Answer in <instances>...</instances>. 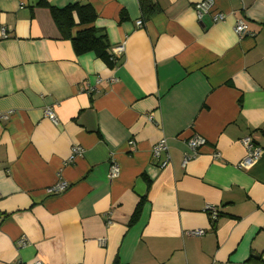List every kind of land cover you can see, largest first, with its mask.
I'll use <instances>...</instances> for the list:
<instances>
[{
  "label": "crops",
  "instance_id": "obj_1",
  "mask_svg": "<svg viewBox=\"0 0 264 264\" xmlns=\"http://www.w3.org/2000/svg\"><path fill=\"white\" fill-rule=\"evenodd\" d=\"M202 1L150 0L144 19L139 0H0V264H264V0H213L221 22ZM76 2L124 46L113 69L46 6ZM244 137L262 150L249 168Z\"/></svg>",
  "mask_w": 264,
  "mask_h": 264
},
{
  "label": "trees",
  "instance_id": "obj_2",
  "mask_svg": "<svg viewBox=\"0 0 264 264\" xmlns=\"http://www.w3.org/2000/svg\"><path fill=\"white\" fill-rule=\"evenodd\" d=\"M46 6L50 9L52 17L58 26L61 34L70 39L73 50L76 55L93 53L96 58L103 61L108 68L113 69L116 61L111 53L107 35L104 31L92 26L96 19V14L89 4H80L78 2L69 4L61 9L52 6ZM140 10L144 19H149L158 12V8L150 0H139ZM81 26L75 36L71 37L73 28ZM140 204L137 206L131 222L136 218L139 212Z\"/></svg>",
  "mask_w": 264,
  "mask_h": 264
},
{
  "label": "built area",
  "instance_id": "obj_3",
  "mask_svg": "<svg viewBox=\"0 0 264 264\" xmlns=\"http://www.w3.org/2000/svg\"><path fill=\"white\" fill-rule=\"evenodd\" d=\"M213 6V0H204L201 3L197 4L195 6L198 18H202L203 15H209L213 22H221L225 19V16L221 13H212L211 8ZM141 23L138 22L137 25L139 26ZM234 32L238 36L243 35H249L250 32L248 30V26L243 21H238L237 24L234 27ZM0 36L2 38H7L8 34L5 31V28H0ZM123 45H119L118 47H115L111 50L112 55H119L123 51ZM44 115L49 118L53 123L56 122V117L51 108H46L44 110ZM204 140L201 138H193L188 141V147L190 149L189 153H185L182 160V167H185V165L192 159H194L198 153L199 149L202 145H204ZM242 145L245 148L246 154L243 157V159L239 163V167L241 168H249L251 167L261 156L262 150L259 147H255L253 143L251 142L250 137H244L241 140ZM168 151V147L166 144V141L164 139L159 140L152 148V159L157 160L162 153L165 154V161H163L160 164V167H164L168 163V155L166 156V153ZM82 150L78 146H73L70 150V155L67 159V163L73 162L77 157L80 156ZM119 172L118 166L113 163L110 170V177L114 178L117 176ZM67 184L64 182L57 183L55 187H52L48 190L49 193H55L59 191H63L67 188ZM208 212H210V216L213 220L217 217V211L215 208L208 207ZM204 231L202 230H196L192 231L189 234L194 236H201L203 235ZM34 264H43L41 262H35Z\"/></svg>",
  "mask_w": 264,
  "mask_h": 264
}]
</instances>
